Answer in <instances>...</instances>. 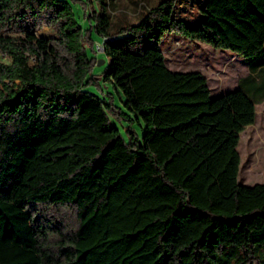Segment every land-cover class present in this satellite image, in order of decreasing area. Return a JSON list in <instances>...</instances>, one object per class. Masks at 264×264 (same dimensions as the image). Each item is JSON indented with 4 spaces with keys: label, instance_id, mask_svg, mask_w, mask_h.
Wrapping results in <instances>:
<instances>
[{
    "label": "trees",
    "instance_id": "16d2710c",
    "mask_svg": "<svg viewBox=\"0 0 264 264\" xmlns=\"http://www.w3.org/2000/svg\"><path fill=\"white\" fill-rule=\"evenodd\" d=\"M94 1L84 25L69 0H0V264H264V181L237 176L264 101V0H198L194 22L176 0L126 22ZM169 31L248 72L211 94L201 70L166 65ZM99 76L122 105L87 88Z\"/></svg>",
    "mask_w": 264,
    "mask_h": 264
},
{
    "label": "rangeland",
    "instance_id": "374dc122",
    "mask_svg": "<svg viewBox=\"0 0 264 264\" xmlns=\"http://www.w3.org/2000/svg\"><path fill=\"white\" fill-rule=\"evenodd\" d=\"M73 6L78 20L87 25L89 17L84 13L90 10L92 6L98 8L97 3L93 0H69ZM115 9L108 6V10L114 15L113 20L121 18L122 22L135 21V9L138 1L143 3V7L155 3L157 0H117ZM185 7L181 14L191 19L202 13L197 9L198 0H182ZM175 11L177 10V0L175 2ZM179 14V13H176ZM40 33L49 34L52 28L43 25L38 29ZM177 34V35H174ZM94 49L89 48V52L97 57V60L104 59L101 62H95L92 72L101 73L103 66L107 61L102 48L98 45L103 41V36L95 31L92 33ZM160 46L162 47L165 63L169 68L179 70H201L207 78L210 93L216 94L223 90L230 89L236 83L239 76L244 75L247 70V64L244 58L234 50L229 48H221L211 43L197 39L186 37L182 34L169 31L163 36ZM3 59H8L1 54ZM87 88L96 91L102 96L112 98L116 105H122L120 94L115 86L108 80H104L102 76L98 77L97 82H88ZM115 121L124 130L126 121L115 118ZM131 124L140 133L141 128L132 121ZM124 132V131H123ZM237 149L240 154V162L238 169V180L243 183H253L256 181H264V102L258 103L256 106V117L254 122L245 125L239 133Z\"/></svg>",
    "mask_w": 264,
    "mask_h": 264
},
{
    "label": "crops",
    "instance_id": "0c3cea01",
    "mask_svg": "<svg viewBox=\"0 0 264 264\" xmlns=\"http://www.w3.org/2000/svg\"><path fill=\"white\" fill-rule=\"evenodd\" d=\"M175 2H176V1H175ZM174 5H175V3H174ZM176 7H177V10H179V11H175V10H174L175 6H173V14H174L175 16L184 17V18H186V19H189V18L183 16V14H181V13H183V12H182V9L185 7V5L182 3V0H177V6H176ZM176 13H179V14H176ZM174 35H177V34H174ZM171 69H172V68H171ZM176 70H179V69H176ZM247 72H248V68H247V70H246V73H247ZM246 73H244V74H246ZM237 80H238V79H237ZM236 84H237V81H236V83L234 84V86H232V88L235 87ZM261 102H264V101H261ZM261 102H257V103H256V106H257L258 103H261Z\"/></svg>",
    "mask_w": 264,
    "mask_h": 264
},
{
    "label": "built area",
    "instance_id": "2783aa9c",
    "mask_svg": "<svg viewBox=\"0 0 264 264\" xmlns=\"http://www.w3.org/2000/svg\"><path fill=\"white\" fill-rule=\"evenodd\" d=\"M108 38V37H107ZM106 37H103V40H105ZM100 48H102V42L98 45Z\"/></svg>",
    "mask_w": 264,
    "mask_h": 264
},
{
    "label": "water",
    "instance_id": "95a60500",
    "mask_svg": "<svg viewBox=\"0 0 264 264\" xmlns=\"http://www.w3.org/2000/svg\"><path fill=\"white\" fill-rule=\"evenodd\" d=\"M101 61H104V59L102 58V59H100V60H97L98 63L101 62Z\"/></svg>",
    "mask_w": 264,
    "mask_h": 264
}]
</instances>
